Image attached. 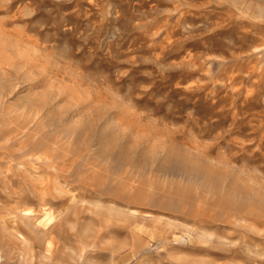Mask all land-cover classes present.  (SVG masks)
<instances>
[{"label":"rangeland","instance_id":"obj_1","mask_svg":"<svg viewBox=\"0 0 264 264\" xmlns=\"http://www.w3.org/2000/svg\"><path fill=\"white\" fill-rule=\"evenodd\" d=\"M0 264H264V0H0Z\"/></svg>","mask_w":264,"mask_h":264}]
</instances>
